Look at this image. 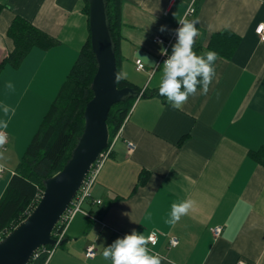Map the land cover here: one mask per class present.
I'll return each instance as SVG.
<instances>
[{"label":"crops","instance_id":"0c3cea01","mask_svg":"<svg viewBox=\"0 0 264 264\" xmlns=\"http://www.w3.org/2000/svg\"><path fill=\"white\" fill-rule=\"evenodd\" d=\"M192 3L196 10L189 15ZM0 4V123L8 124L0 128L7 134L0 148L1 199L91 29L88 0ZM17 16L57 42L33 47L18 64L3 63L15 48L8 30ZM180 18L199 21L195 42L204 53L213 34L236 33L233 55L218 56L207 94L200 85L181 109L153 93L134 100L109 138L111 154L84 202L89 214H76L46 264H112L103 249L134 230L145 237L157 232L148 254L159 252L175 264H264V165L250 153L264 146V40L256 31L264 22V0H124L119 68L126 80L142 90L159 89L161 49L172 52L177 42H166ZM187 198L195 207L174 228L166 224L172 203ZM173 237L178 244L170 243ZM90 244L97 248L93 258L85 256Z\"/></svg>","mask_w":264,"mask_h":264},{"label":"trees","instance_id":"16d2710c","mask_svg":"<svg viewBox=\"0 0 264 264\" xmlns=\"http://www.w3.org/2000/svg\"><path fill=\"white\" fill-rule=\"evenodd\" d=\"M123 2L124 0H105L107 22L117 58L118 72H120L119 63L121 61L119 49L122 37ZM8 33L14 39L15 48L8 53L3 63L18 64L33 47L49 48L57 42L21 16H17L13 20ZM239 39V36L232 31L215 33L208 44V52L213 51L218 56L231 57ZM193 51L197 56L204 54L200 42H195ZM98 67L99 63L92 47L90 34L58 95L51 103L30 141L17 172L11 177L7 189L0 199V240L4 239L33 212L42 198L46 179L62 170L72 157L84 132L85 110L88 102L94 97L92 85ZM125 86L134 88L137 93L128 94L111 107L107 118L110 141L119 131L134 100L142 91L141 88L126 79L118 81L119 88ZM199 86L197 85V87ZM181 91H183V87ZM152 93L160 96L159 89L151 92L143 90L142 95ZM250 153L256 161L264 165V146L258 150H252ZM57 231L58 226L56 225L53 230L55 239ZM42 247L31 256L28 264H46L50 256L49 250L53 249L55 244H47Z\"/></svg>","mask_w":264,"mask_h":264},{"label":"water","instance_id":"95a60500","mask_svg":"<svg viewBox=\"0 0 264 264\" xmlns=\"http://www.w3.org/2000/svg\"><path fill=\"white\" fill-rule=\"evenodd\" d=\"M91 42L99 63L93 81L94 97L85 110V128L64 168L45 181L33 212L0 240V264H28L42 245L55 244L53 230L80 188L92 164L109 142L107 118L111 107L137 91L118 87V73L105 0H88ZM139 95V94H138Z\"/></svg>","mask_w":264,"mask_h":264},{"label":"clouds","instance_id":"9594fccd","mask_svg":"<svg viewBox=\"0 0 264 264\" xmlns=\"http://www.w3.org/2000/svg\"><path fill=\"white\" fill-rule=\"evenodd\" d=\"M177 22L180 25L176 30L178 41L173 46L172 54L163 64L159 95L166 97L173 108L181 109L187 103L189 96L197 94V85L202 86L201 94H207L209 85L216 74L214 64L219 57L213 51L200 56H197L193 51L196 37L199 35V30L196 27L198 20L189 21L186 18H180ZM165 30L166 26H161L160 31ZM165 52L166 50L162 48L161 54ZM144 59L147 60V58ZM198 77L201 79L198 80ZM126 78V72H118L115 76L117 81ZM5 87L14 89L11 82H6ZM182 87L183 91H181ZM9 111V107L5 106L4 113L7 115ZM11 113L12 115L15 114V108L11 109ZM7 127V122L0 123V128L6 129ZM6 141V134L0 131V148L3 147ZM0 159H3L2 152H0ZM195 204L196 201L191 198L184 199L179 203L173 202L171 205V218L165 220V223L174 228L183 216L189 214ZM149 242L152 243L153 247L155 246L157 242L155 232L145 237L134 230L123 239L118 238L112 245L104 248L102 255L105 260L111 259L112 264H160L161 259H167L168 264H175L167 257H162L159 252L149 255L147 248Z\"/></svg>","mask_w":264,"mask_h":264},{"label":"built area","instance_id":"2783aa9c","mask_svg":"<svg viewBox=\"0 0 264 264\" xmlns=\"http://www.w3.org/2000/svg\"><path fill=\"white\" fill-rule=\"evenodd\" d=\"M196 8L193 5V3L190 5V7L188 8V12L187 14L191 15L195 12ZM257 33L261 36V38L264 40V22L260 23L257 28H256ZM156 41L159 42H165L163 38L161 37H157ZM178 41V35H177V31L174 32L172 34V36L169 38V40L166 42V45H169L172 42H177ZM172 54L171 53H167L165 52L163 54V58L164 61ZM137 63V68L139 70L144 68V63L142 62L141 59H137L136 60ZM143 94V90L140 92L139 96ZM1 131V130H0ZM120 131V129H119ZM118 131V132H119ZM5 133V132H4ZM6 134V133H5ZM7 136V134H6ZM128 145L130 147V149H133L135 147V143L129 141ZM111 146H107L97 157V159L94 161V163L92 164L90 170L88 171L85 179L83 180L80 188L78 189L77 193L75 194V196L73 197V199L71 200L70 204L68 205V207L64 210V212L62 213L59 221L57 222V226H58V231L55 232L56 233V243L55 246L59 245L62 240L63 237L65 235L66 229L68 228L69 224L71 223V221L74 219V217L76 216L77 213L82 212V213H86L89 214V212L84 208V202H86V200H88L91 197V188L94 184V182L96 181V178L98 176L99 170L103 164V162L108 158V156L111 154ZM3 172V168L0 167V175ZM96 202L101 203V200H96ZM222 230L221 226H217L214 228V232L216 234H219ZM153 233V232H152ZM156 233V240H158V236H157V232ZM179 240L176 237H173L170 241V243L172 245H176L178 244ZM150 244H152L151 242H149ZM41 248H43L42 246L39 247L34 254H36V252H38V250H40ZM53 249H50L49 252L51 253ZM97 255V248L94 244H90L87 246L86 251H85V256L87 258H93ZM243 263V262H242Z\"/></svg>","mask_w":264,"mask_h":264},{"label":"bare ground","instance_id":"6f19581e","mask_svg":"<svg viewBox=\"0 0 264 264\" xmlns=\"http://www.w3.org/2000/svg\"><path fill=\"white\" fill-rule=\"evenodd\" d=\"M43 246V245H42ZM41 247V246H40Z\"/></svg>","mask_w":264,"mask_h":264}]
</instances>
